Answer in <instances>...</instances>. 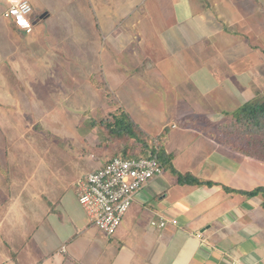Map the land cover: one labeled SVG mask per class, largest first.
<instances>
[{"label":"crops","instance_id":"obj_1","mask_svg":"<svg viewBox=\"0 0 264 264\" xmlns=\"http://www.w3.org/2000/svg\"><path fill=\"white\" fill-rule=\"evenodd\" d=\"M8 2L0 0V58L8 59L0 60V264H264V193L238 192L263 186L256 185L255 170L238 161L242 153L224 141L222 128L240 107L264 96V0H141L145 8L137 15L128 12V5L108 0H30L41 11L31 34L4 17ZM40 22L41 28L35 27ZM85 24L94 36L95 57L101 37L104 44L118 33L122 43L135 32L137 49L121 52L115 61L114 68L122 69L114 74L120 79L116 88L107 80L112 68L85 66L95 51L83 44L88 28H78ZM51 25L47 51L42 41ZM67 33L70 40L74 33L75 47L65 53ZM15 34L27 42L18 44ZM6 43L13 51L1 50ZM31 47L37 49L32 55ZM248 55L252 61L239 66ZM11 67L25 80L24 88L32 83L36 88L20 97L2 92L9 87L4 74ZM141 83L156 84L158 90L149 89L159 98L165 95L156 136L142 128L146 120L135 108L141 105ZM103 86L120 93L115 111ZM127 90L132 102L124 100ZM90 92L99 98L90 101ZM64 99L73 102L67 111L71 118L59 108ZM121 111L149 144L158 145L155 138L164 137L167 163L165 173L137 193L122 226L109 238L89 223L76 183L117 153L149 152L132 149L127 139L113 140L104 128L103 121ZM85 118L90 126L82 133L77 124ZM63 121L74 128L67 132L75 144L72 162L87 169L71 182L60 168L29 158L30 149L21 141L26 133L39 134ZM174 170L212 185L180 184ZM173 220L178 225L160 227Z\"/></svg>","mask_w":264,"mask_h":264},{"label":"rangeland","instance_id":"obj_2","mask_svg":"<svg viewBox=\"0 0 264 264\" xmlns=\"http://www.w3.org/2000/svg\"><path fill=\"white\" fill-rule=\"evenodd\" d=\"M108 1L116 2L117 4L122 3V4H125L126 6L128 5V8L130 10L128 12L133 13V15H137L139 12V9L141 11H143V9L145 8L144 6H142L141 0H108ZM142 1L145 2V0H142ZM8 6H9V2H8ZM134 11H135V13H134ZM40 12H41L40 10L34 9V12H33L32 16L30 17V21H32V23H34L36 21L37 16L40 17ZM114 13H116V12L114 11ZM4 21H7V20L4 19ZM40 24L43 25V22H40L35 27L41 28V27H39ZM86 27L88 28V26L85 24V25L79 26L78 29H79V31H81V30L85 29ZM45 28L47 29V26ZM51 29H52V25L48 27V31L50 34H47V36L44 37V40L42 41V48H44L47 51L51 50V48H50L51 47L50 38H51V34H52ZM67 29H69V28H67ZM70 29H72V27H70ZM87 30H90V32L88 33ZM134 33L135 32L131 33V35H130L131 37L128 39V41L126 39V40H123L122 43H119L117 41L118 33H116L114 36H112L111 39H108L106 37V39L103 40L105 46H104L103 42H101V40L103 39V37H101L99 49H98V50H100V53L97 54L95 57V54L97 52L96 47L92 45V44H94V42H93L94 36L91 33V28L85 29V33L83 35L85 37V41L83 42V44L85 46L90 45V48H91V46H93V49L95 50L90 54V56H88L85 59V62H86L85 66L100 65L99 66L100 68L103 66L107 70L109 68H112L111 71H108L109 76L107 77V80L110 81L113 84V86L116 88L115 81H116V79H118L119 75H114V74L119 73L120 71H122V69L117 67V66L114 68V64H115V61L118 59L119 54L121 52H122L121 55H126V53L129 52V49H137L136 42L134 41V39L132 37V35ZM15 35L16 36H14V37H16L18 44L22 43V41L23 42L26 41L25 39L22 40L18 34H15ZM65 36L69 38L68 42L65 41V43H64V50L66 53L69 46H70V48L75 47V44L73 42L75 35H74V33H71V37H72L71 40H70L69 33L65 34ZM124 41H127L128 43H124ZM260 45L263 47L264 41ZM52 46H56V45H54V42H53ZM103 46H104L105 53H106L105 55H107L108 53L110 54V56L108 58L104 55ZM6 47H7V49H6ZM27 47L28 46H26V48H25L26 50H28ZM5 49H1V50H3V52H6L7 50L13 51L12 46H10V45L8 46L7 43L5 44ZM36 50L37 49H32V47H31L29 50V54L32 55V52L36 51ZM3 55H6V53H4ZM111 56H112V58L110 59ZM255 56H257V54ZM246 58H250V56L248 55L247 57H244V59L241 58L238 65L239 66L240 65L241 66L246 65L252 61L251 59H246ZM2 59H4L5 61L8 60L6 57L5 58L1 57L0 60L2 61ZM65 60L68 62H72V59H69V58L65 59ZM32 64H33V62H32ZM5 67H7V66H5ZM6 69L7 70H6V74H4V77L9 81L8 82L9 87H6L4 90H1L2 92H5V93L9 92V93H11V95L13 97H14V95H16L17 97H20L21 95L24 94L26 89L35 87V84L32 83L31 87H29V85L26 84V86H28V88H24L23 83H26V82L21 77V75L18 73L16 67H11L9 69L8 68H6ZM112 75H113V77H112ZM80 76L82 77L83 75L81 74ZM128 80H130V78ZM119 81H120V79L116 82L119 83ZM127 86L132 87L133 84L129 82V83H127ZM139 87L141 88V90L138 91L137 97L139 99L138 103L141 102V105L138 107H135V108L141 111L142 117H144V119L146 120L144 123L141 122V126L148 134H150L151 136H156L160 133L161 123L163 122V117H162L161 111H162V109L165 108V107H163L164 106L163 98L165 97V95L162 96L163 98H159L155 95V92L153 90L149 89V88H155L154 90H158L157 89L158 87L156 86V84L154 86H152V85H146V84L142 85V83H141V85ZM129 89L130 88H128V90ZM38 90L39 89L34 90V91L37 92ZM88 90H91V89H88ZM88 90L86 91V93H88ZM128 90L126 92V95L124 94V100L128 101V102H132V99L129 98L130 94L128 93ZM34 91H31V93L33 94ZM102 91H103L102 92L103 94L104 93L105 94L110 93V97L112 98L111 103L115 102V105H113V103H112L113 111H115L116 108L120 107V103H119L120 93H119V91H117V95H116V93L114 91L108 89L105 86H103ZM28 93H29V91H27V94ZM90 93L92 94V92H90ZM92 95H93V99L90 101H94V100H97L99 98V97L95 96L94 94H92ZM144 95H145V97H144ZM153 97L156 98V102H157L155 106H153L154 105V103H153L154 99L152 100ZM89 98L90 97L87 96V102L89 101ZM12 99H15V98H12ZM69 99L62 100L64 105H62V107H59V108H64L65 114L67 113V111H69V110H71V108H73V102ZM105 99H107V103H109L108 97ZM67 100H69V101H67ZM74 100H75V98H74ZM149 108H157V109H156L155 113H152V112H148ZM67 115L70 116L71 114L67 113ZM70 118H71V116H70ZM225 118H226V115H225ZM49 119H53V118L49 117ZM65 119L67 120L68 116H65ZM224 119L221 122H223V121L225 122ZM89 123H90L89 119L85 118V119H82V121L79 122L77 124V126H79V129H81L82 133H87V131H88L87 127L90 126ZM49 124H50V122L48 123V125ZM62 124H63V126H62ZM62 124L58 123L55 125L54 128L48 127L49 129L48 128L44 129V130L42 129V131L40 130L41 132L39 134H36L35 132L26 133L24 138H21V141H22V144L26 145V147L28 149H30L29 150L30 151L29 156H28L29 158H35L36 162H40L41 164L46 163L48 165V167H51L53 169H55V167L60 168V170H63L66 173V176H68L69 182H71V179L73 177H75L76 175H78L82 172H85V171L87 172V169L81 164L82 162H80V163L72 162L75 154L70 149L71 148L70 146L75 145V144H74V141L71 137V133L69 134L67 132L73 131L74 128L72 127V123H70V122L65 123V121H63ZM43 127H45V126H43ZM75 129H76V127H75ZM223 137H224V141L229 143L226 132H225V135ZM60 148H62L63 150L64 149H67V150L60 151ZM233 154H235V153H233ZM239 157H240V158H238L239 162H241L243 164H247L246 167H249V168H252L255 170V173L257 174L256 180H255L256 185L257 186H259V185L263 186V188H264V162H261L259 160L253 159V158H248L244 154H239ZM65 159H68L69 162H66ZM56 164L59 167L55 166ZM50 172H52L51 169H50ZM167 173H169V172H167ZM251 186H255V185H251ZM253 188L254 187H252V189ZM96 231L99 232V230L97 228H96Z\"/></svg>","mask_w":264,"mask_h":264},{"label":"built area","instance_id":"obj_3","mask_svg":"<svg viewBox=\"0 0 264 264\" xmlns=\"http://www.w3.org/2000/svg\"><path fill=\"white\" fill-rule=\"evenodd\" d=\"M33 12L30 0H9L4 17L11 20L20 31L31 34L34 30V23L30 21ZM164 173V166L150 155L134 159L114 157L76 183L79 205L92 226L106 237L113 238L137 193ZM169 223L178 225L175 220L163 221L160 227Z\"/></svg>","mask_w":264,"mask_h":264},{"label":"trees","instance_id":"obj_4","mask_svg":"<svg viewBox=\"0 0 264 264\" xmlns=\"http://www.w3.org/2000/svg\"><path fill=\"white\" fill-rule=\"evenodd\" d=\"M104 128L109 132L113 140L127 139L133 141L132 149L136 146L141 148L143 152L149 150L144 155L136 156L131 151H125L124 154L117 153V156H123L125 159H134L142 156L150 155L156 158L163 166H166L167 157L162 151L164 137L155 138L158 145L149 144V138L139 131L129 115L123 111L113 115L108 121H103ZM224 133L226 132L231 147L240 153L264 162V96L257 95V98L233 113L231 122L222 125ZM229 135V136H228ZM154 140V139H153ZM158 148H157V147ZM122 154V155H121ZM178 178L180 184H188L193 186L212 185V183H204L196 179L190 174L182 175L176 170L173 171ZM229 191L230 189L225 188ZM235 192V191H234ZM248 196H256L264 193V188L260 187L251 192L238 191ZM264 206V204H263Z\"/></svg>","mask_w":264,"mask_h":264}]
</instances>
